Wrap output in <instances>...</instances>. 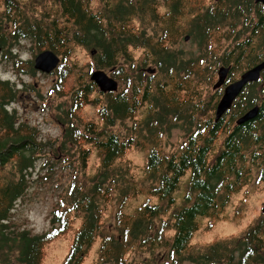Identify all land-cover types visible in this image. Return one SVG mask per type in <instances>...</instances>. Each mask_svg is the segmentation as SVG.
<instances>
[{
  "label": "trees",
  "instance_id": "obj_1",
  "mask_svg": "<svg viewBox=\"0 0 264 264\" xmlns=\"http://www.w3.org/2000/svg\"><path fill=\"white\" fill-rule=\"evenodd\" d=\"M34 7L29 11L19 0H0V51L8 56L9 40L28 38L39 52L51 49L61 57L53 71L59 88L75 75L64 96L69 103L61 120L63 140L52 147L68 181L48 230L33 234L10 227L9 218L29 188L27 175L44 150L34 129L16 124L7 112L14 91L0 79V258L8 264L16 250V264H42L45 246L81 220L61 264H85L98 238L102 241L91 264H157L160 258L179 264L185 257L196 264H264V214L241 235L202 249L192 244L199 217L219 218L232 193L252 180V168L264 175V79L247 85L227 112L235 117L258 104L259 115L241 125L225 114L215 121L222 88L211 92L219 64H232L239 72L264 60V4L42 0ZM185 27L201 49L189 58L174 47ZM76 47L90 50L91 65L109 69L123 87L101 91L80 71L73 58ZM14 65L24 67L18 60ZM29 65L34 71L33 62ZM87 103L98 107L100 122L79 117ZM179 120L189 135L176 151L166 153L160 148L162 137ZM130 148L149 149L140 178L125 158ZM93 152L100 160L91 171ZM187 173L185 203L172 209ZM143 194L166 201L168 208L145 202L125 213L129 200ZM111 205L118 207L117 235L102 231Z\"/></svg>",
  "mask_w": 264,
  "mask_h": 264
},
{
  "label": "rangeland",
  "instance_id": "obj_2",
  "mask_svg": "<svg viewBox=\"0 0 264 264\" xmlns=\"http://www.w3.org/2000/svg\"><path fill=\"white\" fill-rule=\"evenodd\" d=\"M25 5L29 11L35 10L34 4L42 0H19ZM209 0H207L208 3ZM217 1V0H212ZM255 2V1H254ZM193 26H191L192 28ZM190 29L185 27L183 34L180 36L174 47L181 49L180 55L184 58L195 56L201 52L199 45L194 38L185 40L187 35L191 36ZM194 31V30H193ZM192 37V36H191ZM229 44V43H227ZM13 57L11 60L0 56V79L8 81L9 86L13 88L14 97L6 104L7 112L17 118V123L22 122L34 129L38 139L43 141L42 157L35 160L34 168L27 175L29 179V188L26 194L18 200L15 209L10 218L9 225L11 228L27 229L33 234L45 232L50 227V218L52 210L56 207L68 181V175L56 161L57 153H52V147L55 148L57 142H62L65 133V124L61 122L65 115V108L69 103L68 97H64L67 91L72 87L76 78L71 74L68 76L63 85L59 88L57 85L58 77L51 72H42L34 69L32 71L30 65L26 67V63L31 61L34 64V58L39 53L34 43L28 38H20L12 48ZM90 50L82 47H76L73 53V58L76 59L80 71L84 74L91 75V72L98 69L91 64L92 57ZM61 58V57H60ZM14 60H18L24 67L18 69L14 65ZM92 62V63H91ZM222 64L215 68V79L217 81L218 70ZM239 70L241 73L245 70ZM110 74L109 69H105ZM112 75V74H110ZM114 78H117L114 76ZM91 80V79H90ZM119 89L123 87L122 81L117 78ZM97 85V84H96ZM216 89L211 88L212 94ZM62 93V96L60 94ZM217 104V103H216ZM216 108V106H215ZM249 108V107H248ZM247 108V109H248ZM246 109V110H247ZM226 116L232 124L240 116ZM244 113V112H243ZM79 117L82 119L95 120L100 122L98 107L94 104H85L80 112ZM233 119V121H231ZM173 125L167 127L169 130L167 135H163V144L160 148L166 153L176 151L180 144L188 137L189 130L185 126L184 120H179ZM149 149L138 150L130 148L127 151L125 158L130 161L134 167V171L140 178L143 175V168L147 161ZM97 152H93L89 166L91 171L99 163ZM48 165L45 166V163ZM254 174L252 180L244 186L238 193H232L228 203L220 212L219 218L210 219L208 217H199V229L194 233L192 244L200 249L207 245H212L221 239H226L241 235L247 227L262 217L264 207V175L260 174L259 167L252 168ZM49 176L44 177L45 174ZM189 173L181 180L180 187L175 191L176 203L173 208L184 205L183 197L189 191ZM149 182V181H148ZM154 204L159 202L168 208L166 201H161L157 196L149 197L147 194L139 195L137 198L129 200L125 213H132L138 209L142 203ZM118 207L111 205L104 213L102 231L106 234L117 235L115 230L116 213ZM168 210L167 215L172 210ZM164 216V217H167ZM81 220H77L72 230L59 236L55 240L48 243L44 248V259L42 264H61L66 257L70 244L72 242L74 228L79 227ZM159 221L157 220V225ZM102 239L98 238L92 246L89 255L86 258L85 264H91L97 258V251ZM16 250L11 251L8 264H16ZM0 264H6V261L0 258ZM157 264H164L161 260ZM179 264H196L188 258H181Z\"/></svg>",
  "mask_w": 264,
  "mask_h": 264
},
{
  "label": "water",
  "instance_id": "obj_3",
  "mask_svg": "<svg viewBox=\"0 0 264 264\" xmlns=\"http://www.w3.org/2000/svg\"><path fill=\"white\" fill-rule=\"evenodd\" d=\"M255 2L263 3L264 0H254ZM189 35L185 40L189 39ZM94 51H92L93 53ZM60 56L51 49H44L40 51L34 58V68L42 72L53 71L60 63ZM231 67L221 66L218 70V79L213 84L214 89L224 86ZM264 70V60L258 62L256 65L244 71L240 78L232 81L223 87V92L219 98L215 108V121H218L232 106L236 98L242 93L248 83L256 82ZM90 79L94 81L98 88L103 92L117 91L119 88L118 80L109 75L104 69H96L91 72ZM260 112V106L255 104L249 107L237 119V124H244L247 121L255 119ZM264 212V207H263Z\"/></svg>",
  "mask_w": 264,
  "mask_h": 264
},
{
  "label": "flooded vegetation",
  "instance_id": "obj_4",
  "mask_svg": "<svg viewBox=\"0 0 264 264\" xmlns=\"http://www.w3.org/2000/svg\"><path fill=\"white\" fill-rule=\"evenodd\" d=\"M259 3H261V2H259ZM189 38H191V36L189 37ZM16 43L14 42V41H8L7 42V46H6V53L5 54H8V56H5L4 54H3V52L2 51H0V56H2V57H4L5 59H8V57H13V50H12V48H13V46L15 45ZM8 60H11V59H8ZM257 64V63H256ZM255 64V65H256ZM221 66H226V67H231L230 68V72H229V74H228V76H227V79H226V82H225V84H224V86L225 85H227V84H229V83H231L232 81H235V80H237V79H239L240 78V75L244 72V71H246L247 69H249V68H251L252 66H254V65H252L251 67H248V68H246L245 70H243L241 73H239V72H235V70L233 69V67H232V64H229V65H221ZM234 74V75H233ZM261 79H264V70L261 72V76H260V78H259V80H257V81H260ZM256 81V82H257ZM252 83H254V82H252ZM249 84H251V83H248L247 85H249ZM224 86H222V87H224ZM222 92H223V88H222ZM222 95V94H221ZM221 95H220V97H221ZM219 97V98H220ZM219 100V99H218ZM232 108V107H231ZM230 108V109H231ZM229 109V110H230ZM228 110V111H229ZM227 111V112H228ZM225 113V115H228V113Z\"/></svg>",
  "mask_w": 264,
  "mask_h": 264
}]
</instances>
